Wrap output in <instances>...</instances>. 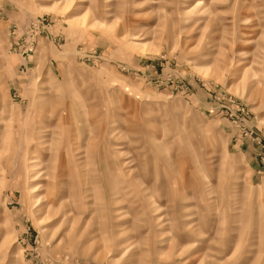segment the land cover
<instances>
[{
  "label": "rangeland",
  "instance_id": "rangeland-1",
  "mask_svg": "<svg viewBox=\"0 0 264 264\" xmlns=\"http://www.w3.org/2000/svg\"><path fill=\"white\" fill-rule=\"evenodd\" d=\"M0 264H264V0H0Z\"/></svg>",
  "mask_w": 264,
  "mask_h": 264
}]
</instances>
